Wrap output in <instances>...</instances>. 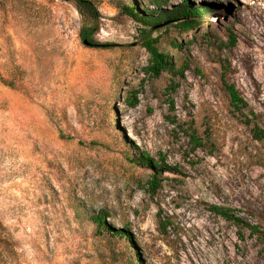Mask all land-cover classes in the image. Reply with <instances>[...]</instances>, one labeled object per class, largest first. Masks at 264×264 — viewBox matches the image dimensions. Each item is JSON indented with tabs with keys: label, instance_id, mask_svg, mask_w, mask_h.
I'll use <instances>...</instances> for the list:
<instances>
[{
	"label": "rangeland",
	"instance_id": "rangeland-1",
	"mask_svg": "<svg viewBox=\"0 0 264 264\" xmlns=\"http://www.w3.org/2000/svg\"><path fill=\"white\" fill-rule=\"evenodd\" d=\"M92 1L95 44L109 49L83 44L70 2L0 0V264H121V243L89 221L100 211L143 264H264V145L243 123L264 130V0H188L206 7L189 32L119 9L157 10L150 0ZM143 30L172 70H147ZM133 147L170 169L155 192L152 172L129 163Z\"/></svg>",
	"mask_w": 264,
	"mask_h": 264
},
{
	"label": "trees",
	"instance_id": "trees-1",
	"mask_svg": "<svg viewBox=\"0 0 264 264\" xmlns=\"http://www.w3.org/2000/svg\"><path fill=\"white\" fill-rule=\"evenodd\" d=\"M64 1L70 2L74 5L79 17L82 20L79 36L83 44L87 43V46L90 47L109 49L110 45L108 44H95L94 37L98 32L100 19L96 4L92 0ZM149 4L156 6L157 10L151 11L142 4L130 3L120 5L119 9L123 15L132 19L134 22L143 25L144 27L157 28L174 21H180L177 25H179L178 27H180L183 32L194 31L197 28V22L195 20L200 18L206 11L205 5L195 6L188 0H182L180 4L169 10L162 9L168 4V0H150ZM142 32L144 33L142 46L149 55L147 70L154 77H158L162 71L172 70V67L174 66L173 60L160 51L158 47V39L151 38L147 35L145 30ZM6 83L8 87L14 88L13 82L10 81ZM223 86L229 96L230 107L235 112L242 113V110L247 108V104L240 97L235 86L226 82H223ZM135 104L136 102L130 103V106L134 107ZM251 115L254 117V114L251 113ZM243 123L246 126L251 127L250 131L253 139L264 145V130L257 124L252 125L251 120L246 117ZM190 139L193 145L192 151H196L202 147V144L197 137L190 136ZM133 151L135 152L130 155L129 163L152 172L151 180L148 185L149 190L151 192H155L158 188H160V176L162 175V172L170 171V169L162 163L156 162L146 153L139 152L137 148L133 147ZM210 211L225 221L233 222L237 226H244L245 228L251 230L252 233L254 231L261 234V232H258L256 228L250 226L241 218H236L233 215V212L227 208L213 206L210 208ZM107 217H109L107 212L100 211L96 214L90 215L89 221L95 227V232L99 236L106 235L111 240L121 243L123 249H121L119 253H116L114 250L111 251L113 261L121 264H143L129 230L126 227L122 229L110 228L105 222ZM2 241V223L0 219V245L2 244Z\"/></svg>",
	"mask_w": 264,
	"mask_h": 264
},
{
	"label": "water",
	"instance_id": "water-1",
	"mask_svg": "<svg viewBox=\"0 0 264 264\" xmlns=\"http://www.w3.org/2000/svg\"><path fill=\"white\" fill-rule=\"evenodd\" d=\"M85 45H88L87 43H84Z\"/></svg>",
	"mask_w": 264,
	"mask_h": 264
}]
</instances>
